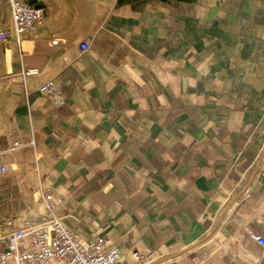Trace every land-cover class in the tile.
Returning <instances> with one entry per match:
<instances>
[{
    "label": "crops",
    "instance_id": "1",
    "mask_svg": "<svg viewBox=\"0 0 264 264\" xmlns=\"http://www.w3.org/2000/svg\"><path fill=\"white\" fill-rule=\"evenodd\" d=\"M23 1L45 15L0 43V252L49 189L118 264H264V0ZM9 128L33 144L9 150Z\"/></svg>",
    "mask_w": 264,
    "mask_h": 264
},
{
    "label": "built area",
    "instance_id": "2",
    "mask_svg": "<svg viewBox=\"0 0 264 264\" xmlns=\"http://www.w3.org/2000/svg\"><path fill=\"white\" fill-rule=\"evenodd\" d=\"M11 9L12 26L0 27V43L10 41L14 35L17 41L26 36L37 34L40 23L45 15V8L24 2L23 0H7ZM53 43H57L56 40ZM81 51L89 49L88 42L80 45ZM37 69H24L15 76L21 81L36 74ZM56 89L53 80L44 83L40 91L50 94ZM8 149L16 150L33 144L14 128L6 131ZM9 172L7 163L0 160V176ZM38 199L45 203L43 220L38 225L25 224L12 231L5 239L0 252V264H118L122 255L121 248L108 246L106 240L97 237L83 240L78 233L68 229L55 215L51 206L52 192L46 189L39 193ZM264 251V236L252 234ZM131 261L142 264L155 258L154 252L132 250Z\"/></svg>",
    "mask_w": 264,
    "mask_h": 264
}]
</instances>
